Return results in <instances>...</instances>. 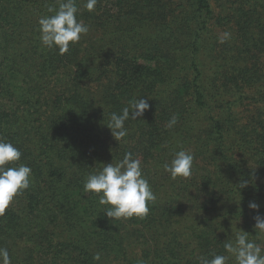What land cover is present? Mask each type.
Segmentation results:
<instances>
[{
	"label": "trees",
	"instance_id": "trees-1",
	"mask_svg": "<svg viewBox=\"0 0 264 264\" xmlns=\"http://www.w3.org/2000/svg\"><path fill=\"white\" fill-rule=\"evenodd\" d=\"M76 2L90 30L60 55L42 46L37 23L57 0H0V138L32 170L30 187L0 216L11 264H199L227 255L223 245L238 229L264 247L253 228V217L264 216V0H98L105 12ZM217 30L231 39L218 43ZM201 49L212 65L198 59ZM214 65L210 99L202 78ZM133 98L150 107L125 122L121 145L106 125ZM180 148L194 153L192 175L172 180L162 165ZM126 152L142 157L157 198L143 218L112 221L84 181ZM207 153L212 166L202 167ZM184 199L199 201L191 220L209 225L176 237L174 249L160 218ZM191 238L192 252H182L178 241Z\"/></svg>",
	"mask_w": 264,
	"mask_h": 264
},
{
	"label": "clouds",
	"instance_id": "clouds-1",
	"mask_svg": "<svg viewBox=\"0 0 264 264\" xmlns=\"http://www.w3.org/2000/svg\"><path fill=\"white\" fill-rule=\"evenodd\" d=\"M98 0H85L84 7L93 11ZM57 7L49 6L50 15L38 18L39 39L42 46L56 49L60 55L69 52L70 45L78 43L83 35L89 32V26L78 19L76 0H57ZM231 39V33L224 31L218 36V43H225ZM150 107L145 98H133L128 101L121 112H112L106 125L116 141L123 140L128 135L125 122L129 119L138 120ZM177 123L173 115L166 125L172 128ZM22 152L13 143L0 138V216L14 199L30 187L32 170L30 166L19 163ZM194 153L191 149L180 148L174 151L170 161L162 165L163 171L172 180L187 179L192 175ZM247 186V182L239 184V188ZM84 191L98 196V202L104 209L106 217L128 219L133 216L143 218L149 212V205L156 200V195L143 174L141 159L134 158L133 153L126 152L123 159L104 164L101 169L86 176ZM248 207L259 209V205L252 202ZM255 237H264V216L257 214L253 217ZM250 234L238 229L234 238L224 243L227 255L213 254L211 258L199 257V264H264V247ZM94 260H100L96 253ZM0 264H11V257L7 248L0 247Z\"/></svg>",
	"mask_w": 264,
	"mask_h": 264
},
{
	"label": "rangeland",
	"instance_id": "rangeland-1",
	"mask_svg": "<svg viewBox=\"0 0 264 264\" xmlns=\"http://www.w3.org/2000/svg\"><path fill=\"white\" fill-rule=\"evenodd\" d=\"M100 1H102V0H100ZM119 1V0H118ZM119 2H117L116 4H118ZM220 3H222V1H220ZM96 5H98V3L96 4ZM128 5V4H127ZM98 6H101V7H103V2H101V3H99V5ZM126 6V5H125ZM125 6H124V11H127L129 8L126 6V8H125ZM109 7H110V5H109ZM98 8H100V7H98ZM101 10H100V12H105V9H104V7H103V9L102 8H100ZM116 10H117V8H115ZM221 11V10H220ZM115 12V11H114ZM113 13V12H112ZM214 13H218V11L217 10H215L214 11ZM222 33V31L221 30H217V35L219 36L220 34ZM203 51V49H201V53H200V56L198 57V59H200L201 61L203 60V61H206L207 63H209L210 62V64L212 65V62L210 61V59L207 57V53H203L202 52ZM219 55V54H218ZM220 57V56H219ZM220 62H218V63H216V65H217V67H219V68H221V69H224L225 67H226V65L225 64H223V60H222V58L220 57ZM215 65L214 66H212V67H210L211 68V70H207V74L205 75L204 74V78H202V86H203V88H204V91H205V93H206V96H207V98H210L211 99V97H214V95L218 92L217 91V87H216V84H218V83H216L215 81H214V77L213 76H211V74H212V72L214 71V69H215ZM260 76H262V75H264V66H262L261 65V68H260ZM74 83V82H73ZM72 83V84H73ZM220 83V82H219ZM222 83H223V81H222ZM261 86H263L264 87V85H261ZM222 92V91H221ZM64 94V93H63ZM66 94V93H65ZM212 108H213V110H215L214 111V114L215 115H218V114H216V113H218V111L217 110H220L219 108H215V104L212 106ZM63 125V124H62ZM119 143L121 144V145H125V143L123 142V140H121V141H119ZM228 144V143H227ZM231 144V143H230ZM139 151H141V150H138V152ZM237 155V154H236ZM134 156V158H137L138 156L136 155V153L133 155ZM139 159H141L142 160V157L140 156V157H138ZM243 158H245V156L243 157ZM251 160V159H250ZM116 161H114L113 163H115ZM213 162H212V160H210V156H209V153H207L206 155H204V156H202V157H200V159H199V164L202 166V167H211ZM254 163V162H253ZM251 164H252V161H247V163H246V166H251ZM155 175V173H151L150 175H149V177H152L153 178V176ZM145 176V175H144ZM149 181V180H148ZM150 184H151V182H149ZM206 197V195H203L202 197L200 196V197H198V198H200V199H202V200H204V198ZM180 203H178V206H179V208H175V210L176 211H173L174 212V214L171 216V217H164V218H160L161 220H167V221H169V227L166 229V230H160V232H164V231H166L167 233H173L174 235H175V240H174V249H176V241H177V239H176V237L178 238L179 236H185V234H187L189 231L190 232H194V231H196V228H197V226L198 225H196L197 223H203V224H206V225H209V223H207V221H209V220H203V221H197V220H195V221H192L191 220V216H192V214H191V212H189V210H190V208H192V206L194 207V204H197V202H199V201H196V203H194V200L193 199H191V201L189 202L188 201V199H184V200H182V201H179ZM175 203V202H174ZM173 203V204H174ZM159 204H161V207L162 208H164L166 205L168 206L169 205V203L167 202V201H162V202H160ZM173 204H170L169 206L171 207V206H173ZM192 210H194L193 208H192ZM195 215H197V214H194L193 216H195ZM206 217V216H205ZM191 221H192V223H191ZM190 224V225H189ZM243 224V222H241V221H238V225H242ZM184 226H187V227H184ZM140 228H141V225H138V227H136L135 229H137V230H140ZM210 228V227H209ZM208 228V230H207V232L210 234V235H212V233L214 232V229H209ZM216 231V230H215ZM157 233H159V231L157 232ZM221 233H226V231H224L223 229H220V231H218L217 232V234H219L217 237H219L220 236V234ZM199 234H204L203 232H200ZM205 235V234H204ZM196 237V235H193V237ZM206 236H208V235H206ZM193 239L194 238H191V239H185L183 242H180V241H178L179 242V244H180V248H181V251L182 252H184V253H191L192 252V249H193ZM195 239H197V238H195ZM198 243H199V241H198ZM134 246V248H136V247H138V245H136V244H134L133 245ZM187 256H189V255H187ZM199 258V257H198Z\"/></svg>",
	"mask_w": 264,
	"mask_h": 264
}]
</instances>
